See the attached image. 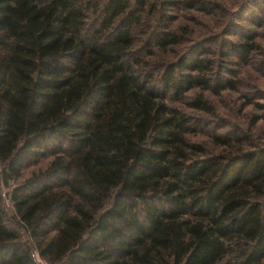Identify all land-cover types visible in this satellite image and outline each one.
I'll return each instance as SVG.
<instances>
[{
  "label": "trees",
  "instance_id": "obj_1",
  "mask_svg": "<svg viewBox=\"0 0 264 264\" xmlns=\"http://www.w3.org/2000/svg\"><path fill=\"white\" fill-rule=\"evenodd\" d=\"M181 5L0 0V173L38 167L8 195L28 240L0 193V264H264V146L189 138L218 117L211 98L237 91L256 35L221 63L199 46L144 61L183 44L169 28ZM195 89L189 112L169 104Z\"/></svg>",
  "mask_w": 264,
  "mask_h": 264
},
{
  "label": "rangeland",
  "instance_id": "obj_2",
  "mask_svg": "<svg viewBox=\"0 0 264 264\" xmlns=\"http://www.w3.org/2000/svg\"><path fill=\"white\" fill-rule=\"evenodd\" d=\"M182 5L171 11L169 15L172 21L169 28L176 30L183 40V44L178 47H171L166 55L157 53L151 59L148 57L144 61L158 62L162 57L173 61V57H179L185 54L193 47L201 48L210 52L206 56L221 63L222 53L228 51V44L239 43L241 40L237 34L241 32L254 33L257 48L247 62L240 63L238 67V86L237 91H228L222 93L220 97L211 98L216 107L217 118L205 116L207 121H211L208 126L196 138L190 136L192 141L199 139L206 142L209 147L212 146L209 135L223 134L225 132L235 133L242 139L247 136L251 144L264 146V71L260 65L264 62V0H181ZM192 1H201L206 5V11H201L200 7L196 9H186V3ZM195 3V2H194ZM259 3V5H258ZM259 6V7H258ZM154 15L149 12L144 15L145 25L153 23ZM259 24V26L255 25ZM142 29V30H141ZM145 31V32H142ZM150 29L145 30L141 26L136 27L134 35L138 40L146 37ZM242 42V41H241ZM139 44V42H138ZM223 60V59H222ZM228 63L234 61L239 63L237 57L230 53ZM230 66V64H228ZM165 68V67H163ZM159 70L155 69V75ZM158 71V72H157ZM225 76V75H224ZM202 94L200 89L188 93L182 101L170 102V105L178 107L181 110L189 112L187 103L192 101L198 95ZM201 96V95H200ZM209 123V122H208ZM46 162H42L43 167ZM38 167H32L23 173V177L17 182L9 183L6 172L0 173V193L2 194L3 206L5 208L6 219L8 223L19 232L24 240H28L27 232L23 226L16 222L14 211L9 201V191L15 185L20 184L30 173ZM35 258L39 264H45L34 252Z\"/></svg>",
  "mask_w": 264,
  "mask_h": 264
}]
</instances>
